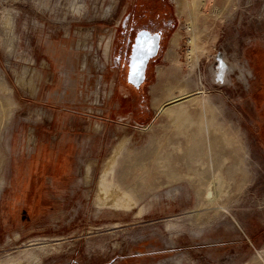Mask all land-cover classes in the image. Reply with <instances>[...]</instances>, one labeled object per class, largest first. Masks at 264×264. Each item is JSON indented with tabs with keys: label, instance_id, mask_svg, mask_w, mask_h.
<instances>
[{
	"label": "rangeland",
	"instance_id": "374dc122",
	"mask_svg": "<svg viewBox=\"0 0 264 264\" xmlns=\"http://www.w3.org/2000/svg\"><path fill=\"white\" fill-rule=\"evenodd\" d=\"M123 1L0 0V264H264V0H176L141 120L107 101ZM222 55L248 81L213 82ZM171 86L187 121L152 102ZM121 134L112 176L135 204L100 208Z\"/></svg>",
	"mask_w": 264,
	"mask_h": 264
},
{
	"label": "flooded vegetation",
	"instance_id": "af4514ba",
	"mask_svg": "<svg viewBox=\"0 0 264 264\" xmlns=\"http://www.w3.org/2000/svg\"><path fill=\"white\" fill-rule=\"evenodd\" d=\"M175 4L176 0L123 1L115 27L105 39V69L111 75V87L107 96L110 114L113 113L111 110L127 111L129 119L133 117L139 120L148 115L145 87L152 78L154 66L165 57L175 33L177 27ZM142 32L148 35L142 38L143 54L140 55L138 52L134 67L133 49L137 47V36ZM220 60V68L211 71L210 77L213 82L219 83L223 77L229 79L233 70H237L239 77L248 81L246 74L248 69L226 64L225 55H222ZM33 164L31 174L34 171Z\"/></svg>",
	"mask_w": 264,
	"mask_h": 264
},
{
	"label": "bare ground",
	"instance_id": "6f19581e",
	"mask_svg": "<svg viewBox=\"0 0 264 264\" xmlns=\"http://www.w3.org/2000/svg\"><path fill=\"white\" fill-rule=\"evenodd\" d=\"M189 4L194 6L195 5L194 0H192ZM171 90H173L172 86L167 87V91H166L168 92L167 98L164 102L163 101L161 102L162 104H159L157 97L154 96L152 100L153 104L155 105L156 108H159L162 105L160 110H162V113H164V115H166L172 121L175 122L187 121L189 119L190 110L188 107L190 105V100L186 103L179 101V98L177 97L181 96L182 93L179 95L178 94L174 95V93ZM128 142H129V136H127L126 134H121V136L118 138V141L112 147L110 153L107 156H105L106 158H104V160H102L101 168L99 170V174L96 182L95 205L97 207L100 208L106 207V208H112L118 210V209H129L135 204L134 197L128 192L126 188L121 187L114 180V177L112 176L114 167L117 163V158L119 157L122 149L126 146ZM91 164H87V168L85 172L86 180H88L89 177V172L91 170L90 167L92 166ZM206 197L211 201L213 200L212 198H214V196L212 194L211 188L207 189ZM43 251L44 250H41L40 253H43ZM39 259H40L39 253L35 254L30 252L26 256L24 262H26L25 264H34V263L38 264Z\"/></svg>",
	"mask_w": 264,
	"mask_h": 264
},
{
	"label": "snow or ice",
	"instance_id": "6c2138e0",
	"mask_svg": "<svg viewBox=\"0 0 264 264\" xmlns=\"http://www.w3.org/2000/svg\"><path fill=\"white\" fill-rule=\"evenodd\" d=\"M147 35H148L147 33L142 32L139 34V36H137V47L133 49V57H132L134 67L136 66L138 52L140 55L143 54L142 45H143L144 40L142 38H146Z\"/></svg>",
	"mask_w": 264,
	"mask_h": 264
},
{
	"label": "crops",
	"instance_id": "0c3cea01",
	"mask_svg": "<svg viewBox=\"0 0 264 264\" xmlns=\"http://www.w3.org/2000/svg\"><path fill=\"white\" fill-rule=\"evenodd\" d=\"M259 76H260V75H259ZM100 128H101V127H100ZM34 157H35V155H34ZM33 159H34V158H33ZM57 159H58V155H56L55 158H53V161H55V160L57 161ZM45 160H46V159H45ZM40 161H42L41 158H40ZM46 161H47V160H46ZM56 161H55V162H56ZM46 163H47V162H46ZM46 163H45V164H46ZM40 165H42V164H40ZM39 167H40V166H39ZM43 167H44V165L42 166V168H43ZM48 173H49V172H48ZM46 175L48 176V174L45 172V175H44V177H43V178H44V182H45V178L47 177ZM49 178H50V177H49Z\"/></svg>",
	"mask_w": 264,
	"mask_h": 264
}]
</instances>
